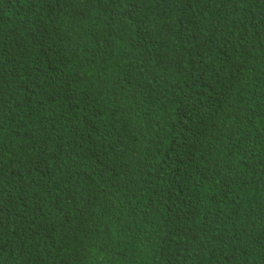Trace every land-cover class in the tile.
Instances as JSON below:
<instances>
[{"label": "trees", "instance_id": "16d2710c", "mask_svg": "<svg viewBox=\"0 0 264 264\" xmlns=\"http://www.w3.org/2000/svg\"><path fill=\"white\" fill-rule=\"evenodd\" d=\"M0 264H264V0H0Z\"/></svg>", "mask_w": 264, "mask_h": 264}]
</instances>
